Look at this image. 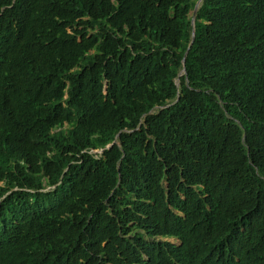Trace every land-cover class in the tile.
<instances>
[{
    "label": "trees",
    "instance_id": "trees-1",
    "mask_svg": "<svg viewBox=\"0 0 264 264\" xmlns=\"http://www.w3.org/2000/svg\"><path fill=\"white\" fill-rule=\"evenodd\" d=\"M195 1L0 0V264H264V0Z\"/></svg>",
    "mask_w": 264,
    "mask_h": 264
},
{
    "label": "water",
    "instance_id": "water-1",
    "mask_svg": "<svg viewBox=\"0 0 264 264\" xmlns=\"http://www.w3.org/2000/svg\"><path fill=\"white\" fill-rule=\"evenodd\" d=\"M199 1H200V0H196L195 3H194V5H193V7H192V10H191V18H190V24H191V25H193V17H194V13H195V10H196V8H197V5H198ZM192 39H193V28L191 29L190 40H189V42H188V44H187V46H186V49H185L184 52H183V56H182V58H181L182 67H181L179 73H181V72L184 71V67H183L184 56H185V54H186L187 48H188V46L190 45ZM109 144H110V143L106 144L105 147H108Z\"/></svg>",
    "mask_w": 264,
    "mask_h": 264
},
{
    "label": "rangeland",
    "instance_id": "rangeland-1",
    "mask_svg": "<svg viewBox=\"0 0 264 264\" xmlns=\"http://www.w3.org/2000/svg\"><path fill=\"white\" fill-rule=\"evenodd\" d=\"M167 239H169L170 241H172V242H178V240L176 239V238H173V237H168Z\"/></svg>",
    "mask_w": 264,
    "mask_h": 264
}]
</instances>
